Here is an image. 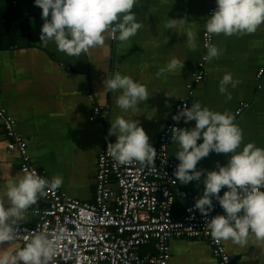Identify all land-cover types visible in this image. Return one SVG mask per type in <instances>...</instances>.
<instances>
[{
  "label": "crops",
  "instance_id": "1",
  "mask_svg": "<svg viewBox=\"0 0 264 264\" xmlns=\"http://www.w3.org/2000/svg\"><path fill=\"white\" fill-rule=\"evenodd\" d=\"M215 4V0H138L131 11L141 27L134 36L121 42L105 33L102 46L75 57L58 51L53 42H40L44 21L42 10L33 0H0V100L16 120L17 132L27 140L32 161L45 171L46 178H63L58 189L81 200H92L98 154L107 141L116 140L114 134L109 135L110 121L117 115L138 120L155 145L173 116L175 104L186 97L189 107L199 101L211 110L232 115L242 103H248L234 117V123L242 129L243 143L254 142L264 148V76L257 77L264 66V23L250 34H214L220 54L208 61L204 80L189 93L188 85L203 53L204 22ZM169 18H184L186 23L174 32L165 27ZM189 29L196 34L194 49L184 35ZM172 59L180 62L178 66L157 75ZM116 72L146 85L149 97L135 111L120 110L115 103L119 90L103 88V80ZM225 73H231L238 83L229 85L227 93L222 94L219 82ZM95 105L106 111L102 121L89 120ZM194 123L183 122L181 127L189 128ZM8 141L0 121V168L5 170L0 190L9 180L23 175L20 157L8 151ZM177 150L178 145L172 142L170 154L175 157ZM230 155L210 152L197 169L212 170L217 162L224 165ZM203 187L197 181L179 182L175 213H183L187 204L179 190L199 196ZM45 205L40 197L26 210V219L19 225H33V209ZM222 242L236 264H264V242L253 236L243 246ZM169 244L170 264H219L204 239L172 238ZM20 246L18 241L10 245Z\"/></svg>",
  "mask_w": 264,
  "mask_h": 264
},
{
  "label": "clouds",
  "instance_id": "2",
  "mask_svg": "<svg viewBox=\"0 0 264 264\" xmlns=\"http://www.w3.org/2000/svg\"><path fill=\"white\" fill-rule=\"evenodd\" d=\"M41 11L43 24L39 40L47 45L53 42L58 51L68 56H80L91 48L102 46L105 33L121 42L134 36L141 27L137 15L131 10L138 0H33ZM216 8L205 20L208 34H250L264 23V0H215ZM184 18L171 19L165 27L176 32ZM188 46L196 47V34L185 30ZM205 61L218 57L215 45H206ZM180 62L172 59L167 69H175ZM231 73H225L219 82V91L227 93L228 86L235 87ZM109 92L119 90L115 103L123 112L135 111L148 97L146 85L131 76L114 73L103 80ZM168 96V95H167ZM230 98V94H228ZM174 121H194L189 128L171 129V141L178 145L175 157L179 161L173 175L182 184L191 181L203 183V191L196 198L194 208L205 216L208 234L217 241H231L245 245L249 236L264 242V148L254 142L243 143L242 129L234 123L231 113L214 111L199 101L191 103L173 115ZM115 135L106 153L120 165L138 162L143 167L154 165L157 152L139 121L117 115L110 121L109 135ZM199 141V143H198ZM210 152L231 153L226 164L217 162L212 170L197 169V163ZM204 174L201 181V175ZM5 170L0 168V178ZM62 177L51 179L35 170H23V175L9 180L0 190V264H50L57 254L61 235L46 231L32 232L23 237L22 247L10 245L17 239L18 225L25 221L26 210L57 190ZM226 188L221 195V189ZM213 200L223 209V214L207 218L213 209ZM191 211V209H190ZM9 242L6 247L3 245Z\"/></svg>",
  "mask_w": 264,
  "mask_h": 264
},
{
  "label": "built area",
  "instance_id": "3",
  "mask_svg": "<svg viewBox=\"0 0 264 264\" xmlns=\"http://www.w3.org/2000/svg\"><path fill=\"white\" fill-rule=\"evenodd\" d=\"M215 8L216 4L208 10V16ZM214 44V34L204 29L203 53L188 85L189 93L195 84L204 80L208 61L202 57L206 55V45ZM263 76L264 66L257 72L258 79ZM246 106L248 103H242L233 117ZM184 107H189L188 97L175 104L173 115ZM105 115L104 107L95 105L89 120L102 121ZM0 121L9 138L8 151L20 157L21 172L35 170L46 178L45 171L32 161L27 140L17 132L16 120L1 100ZM183 122V119L171 118L161 131L158 142L152 145L157 157L151 168L138 162L118 164L106 153L108 144L112 143L107 141L97 157L93 199L81 200L60 189L41 197L46 205L33 209L36 216L33 225H18L20 231L15 241L22 247L23 237L32 232L46 231L53 239L61 235L57 254L50 264H170L172 238L204 239L219 264H236L222 240H214L208 234L205 216L193 207L197 195L179 190L187 204L183 213H175L179 181L173 172L179 161L170 154L171 129L181 127ZM220 210L219 203L213 200V209L207 218L223 214Z\"/></svg>",
  "mask_w": 264,
  "mask_h": 264
}]
</instances>
